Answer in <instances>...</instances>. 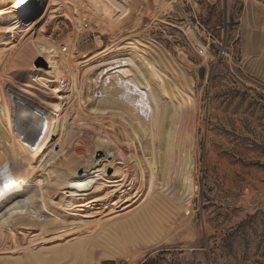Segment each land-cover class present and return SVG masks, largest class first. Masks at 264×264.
Masks as SVG:
<instances>
[{"label":"bare ground","instance_id":"bare-ground-1","mask_svg":"<svg viewBox=\"0 0 264 264\" xmlns=\"http://www.w3.org/2000/svg\"><path fill=\"white\" fill-rule=\"evenodd\" d=\"M32 1L0 0V179L10 182L0 186V253H10L8 242L17 245L16 234L25 233L26 237L30 233L24 239V250L35 264H42L40 257L45 251L52 256L62 254L59 247L36 248L32 243L37 241L41 246L78 229L84 221L72 213L75 205L79 202L88 207L106 201L114 193L110 190L129 179L131 169L149 200L122 217L106 221L100 229L102 247L124 248L127 242L158 229L168 215L187 213L195 194L196 77L160 43L137 33L143 18L166 13L174 0L162 4L139 0L140 14L121 32L109 30L104 5H96L93 10L99 14L87 18L109 35L112 44L78 64L72 56L85 16L78 13L72 18L74 28L65 41L31 40L41 11L54 4L67 7V0H34L38 8L31 12ZM72 1L86 10L79 0ZM186 30L191 33V26ZM123 32L129 35L120 39ZM30 40L32 47L25 50ZM37 55L47 59L45 71H36L30 64ZM112 65L115 67L108 75L96 72L100 66ZM96 80H101L98 94L94 93ZM67 82L76 106L91 120L102 121L108 116L119 122L115 133L128 148L123 159L109 154L110 141L98 133L91 137L90 152L55 161L56 155L47 151L51 137L58 135L61 140L69 126L67 116L60 115ZM96 149L104 151V161L95 159ZM45 153L47 159L42 161ZM5 163L9 165L6 169ZM74 196L80 197L79 201ZM116 205H108L109 214ZM84 240L77 239L71 245L70 263H77L79 254L86 253ZM11 263L19 264L17 259Z\"/></svg>","mask_w":264,"mask_h":264},{"label":"rangeland","instance_id":"rangeland-1","mask_svg":"<svg viewBox=\"0 0 264 264\" xmlns=\"http://www.w3.org/2000/svg\"><path fill=\"white\" fill-rule=\"evenodd\" d=\"M79 1L86 10L72 0H67L66 8L49 5L35 19L31 37V40L44 37L65 41L74 28L72 18L81 13L85 23L76 39L74 64L92 59L112 44L109 35L89 22L96 5H104V15L113 32L128 29L141 9L139 0ZM152 1L162 4L172 0ZM31 7V12L35 11L37 1L33 0ZM187 23L197 27L205 42L210 43L209 57H200L184 36L181 30L187 32ZM137 33L160 43L196 77L199 112L193 123L195 194L189 211L168 215L158 229L142 239L127 242L124 248L102 247L103 223L122 217L149 200L129 169V179L110 190L114 193L106 201L88 207L79 202L75 205L72 213L84 221L78 229L41 246L37 241L32 243L36 248L62 249V254L56 256L45 251L40 261L42 264H264V0H174L166 13L143 18ZM128 35L123 32L120 39ZM31 40L25 50L31 49ZM220 44L222 53L218 54ZM212 56L220 57L212 59ZM30 64L36 71L48 68L43 55L35 56ZM114 67L100 66L96 72L108 75ZM100 81L96 80L95 94L100 92ZM68 84L61 95L60 115L67 116L69 126L61 140L58 135L51 137L47 151L56 155L55 161L90 152L91 137L98 133L110 141L109 154L123 159L128 148L115 133L119 122L108 116L102 121L91 120L76 106ZM107 84L105 81L104 86ZM19 99L30 103L26 98ZM32 104L29 105L39 109ZM47 156L45 153L42 161ZM94 157L104 161L105 153L96 149ZM8 166L5 163L3 168ZM9 183L0 179V186ZM114 203L116 209L109 214L107 207ZM24 234L15 235L17 245L7 243L14 255L0 253V264H12L14 259L19 264H35L24 250L27 246L24 239L32 234L26 237ZM77 239H86V253L79 254L77 263H70L71 245Z\"/></svg>","mask_w":264,"mask_h":264},{"label":"built area","instance_id":"built-area-1","mask_svg":"<svg viewBox=\"0 0 264 264\" xmlns=\"http://www.w3.org/2000/svg\"><path fill=\"white\" fill-rule=\"evenodd\" d=\"M191 26L192 32L187 33L184 30H181L184 34V36L189 40L190 45L197 51V54L200 57H209V49H210V43L205 42L203 37L200 35L199 29L197 27L192 26L191 24L187 23L185 25V30ZM218 54L222 53V44L219 45ZM219 58L220 56H212V59Z\"/></svg>","mask_w":264,"mask_h":264},{"label":"water","instance_id":"water-1","mask_svg":"<svg viewBox=\"0 0 264 264\" xmlns=\"http://www.w3.org/2000/svg\"><path fill=\"white\" fill-rule=\"evenodd\" d=\"M195 203V202H194Z\"/></svg>","mask_w":264,"mask_h":264}]
</instances>
